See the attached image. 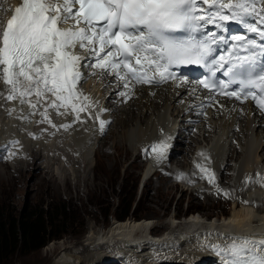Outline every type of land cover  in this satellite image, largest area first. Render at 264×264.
<instances>
[{
  "label": "snow or ice",
  "instance_id": "snow-or-ice-1",
  "mask_svg": "<svg viewBox=\"0 0 264 264\" xmlns=\"http://www.w3.org/2000/svg\"><path fill=\"white\" fill-rule=\"evenodd\" d=\"M256 2L22 0L19 6L10 9V18L0 22L2 79L5 85H11L6 99L19 98L21 105L27 104L33 110L44 101L51 100L41 113V122L52 124L48 108L63 115L59 109L69 106L79 120V113L89 107L85 103L88 97L76 91L77 83L85 79L83 67L111 70L121 81H125L124 87H128L129 80L143 84L173 80L211 89L215 87L214 83L207 78H190L183 69L199 66L213 72L214 66L223 68L229 61L223 56L219 60L214 58L212 45L216 42L215 35L210 39H197L193 33L199 30L202 21L217 27H223L222 22L229 20L244 23V15L255 10ZM260 2L264 3V0ZM202 5H207V8ZM225 9L228 14H225ZM69 21L71 24L64 27ZM248 28L252 32L258 31L252 25ZM175 33L187 35L177 36ZM259 35L264 38V31H260ZM220 39L223 40V37ZM232 39L245 42L241 36ZM79 50H84L85 55H80ZM89 57H95V62L83 64L82 61ZM244 63L251 64V61L245 59L239 66L230 65L225 72V75H232L229 83L238 84L239 91L224 92L221 89L220 94L237 100L251 98L259 108L264 109V71L255 78L251 70L246 77L244 72L234 71L236 67L242 68ZM252 89H258V93ZM27 97L35 98L36 103ZM73 101H79V104ZM105 124L100 120L101 131ZM169 147L166 140L151 146L157 162L164 158ZM201 172L206 174L209 183L214 182V174L208 169L201 168ZM224 195L229 194L225 192ZM240 203L246 205L249 202ZM233 239H240L243 243L225 246L229 250L227 252L220 245L204 247L228 257V264H264V239L258 242L250 238Z\"/></svg>",
  "mask_w": 264,
  "mask_h": 264
},
{
  "label": "rangeland",
  "instance_id": "rangeland-1",
  "mask_svg": "<svg viewBox=\"0 0 264 264\" xmlns=\"http://www.w3.org/2000/svg\"><path fill=\"white\" fill-rule=\"evenodd\" d=\"M167 101L169 104L173 105L170 99ZM156 102L159 104V107L157 108L155 106L154 113L152 111V102L144 97L137 100L136 103L134 102L135 104L132 103L114 110L111 118L113 121L109 128L104 129L105 131H101L100 128H98L100 137L92 131L90 137L96 135L98 138L92 137L91 139L89 137L90 140L88 142L89 147L87 151L82 152L76 150L74 154H69L68 152L67 154H69L68 157L70 161L64 157V154L62 155L63 157H61L62 161H51L46 151H43L41 145L38 144H30L29 146L31 152H28L31 159H29V156L27 158L21 156L22 146L17 144L15 132L17 134L20 132L24 133V130H21L20 124H18L17 121L11 120L10 118L6 119V121H9L8 124L0 123V152L2 154V158L0 157V207H2L3 211L7 210L10 214L15 215L24 212H38L41 209L50 210L48 208L53 203L59 212L61 211V207L65 206L67 215L70 221L72 220V223H66L65 227H67L68 231L63 234L61 239L52 240L45 247L31 253L26 254L18 251L9 259L7 264H54L55 260H58L59 254L63 256L59 250L60 244H64L67 247L71 244H76L82 246L79 248V250H81L80 252L86 251L83 247L84 245L88 246V243H90L87 238L91 236V234H98L99 232V235L108 237L109 235L107 234L110 228L118 223L116 222L118 219L112 215L107 219L104 212L108 210L111 204H117L120 198H127L128 200L131 198L132 200L135 199V204L138 202L137 213L140 219L151 217V230L154 232L156 231V233H165V230L173 229L174 226L172 225L176 223V218H178L179 221L184 217L188 218L189 215L186 212L190 209L199 213L200 216L209 214L212 217L216 214V219L212 217V220L220 219L218 222L231 213L234 200L230 201L224 197L219 199H214L213 197V199L205 200L198 191L194 190L190 193V190L185 189L189 186L190 182L187 180L189 176L187 175L186 177L184 174H192V172H197L198 170L189 165L193 158V150L199 143L200 145L198 148L203 149L207 146L208 143L207 140L204 139L205 137L210 138L211 142H214L213 146H216L219 142H217V138L221 136L222 133H219V135H213L210 132H206V135H204V132L200 135L190 133L191 135L189 136L187 135L189 133H187V142L184 143L183 140H180L178 143L179 140L174 141L177 135L173 138L174 132L177 131V128H175V131L170 136V140L173 141L172 146H174V148L177 144V147L182 144V148H185L186 144L191 146L187 151L176 148V153H174L171 163V166L177 167V161H179V159L185 161L184 165L178 166L181 168V172L184 173L183 176H180L181 173L176 176V171L169 172L161 168L166 163V158L157 162L156 154L151 155L150 150L147 151L145 148L143 151H140L146 143L139 146L137 142L136 146H134L137 139V132L135 131L137 128L143 127L144 129H148L151 124L162 119L161 117L163 115L165 117L168 116L166 115V108L168 105H163L164 102L162 99H157ZM133 113L137 115L133 122H129L125 126L122 125L121 123ZM171 115L173 116V114L169 116ZM175 115L177 114H174V118ZM169 116L165 118V120H162L163 123L170 120ZM1 119L3 118L1 117ZM178 126H180V124H178ZM10 127L14 129L13 131H9V136H7L5 135V131ZM223 136H225V139L222 137V142L228 144L229 139H226V133ZM193 139H195V141H190ZM201 139L206 144L202 145L203 142ZM215 139L216 141H214ZM236 140L237 138H235V141L233 139L232 142L235 145L234 147H237L234 151V159L230 160L234 170H231L230 173H225L222 180V182L229 183V185L232 183L231 179L233 175L235 176L238 173L237 168L239 170L241 165L243 166L245 159V152H243L242 157L236 160L237 150L240 149V146L244 150V146L240 143V140ZM3 141H7V144ZM233 144L229 143L226 146L229 147V145ZM226 146H224L223 158L221 160H214L213 158L216 168L219 167L218 170L215 169L217 174L221 167L226 165V155L233 149V147L226 148ZM127 147L132 149H127ZM62 151L67 152L65 148ZM104 151L110 153L109 156H111V158L109 160L102 154ZM211 152L209 155H211ZM35 153L41 155L37 158L38 160L36 159L33 161ZM50 156L53 157L52 155ZM184 156H186L187 161L184 159ZM16 157L22 161H19ZM54 157L58 158L57 156ZM213 157H215V154ZM189 158L190 161H188ZM154 164L155 167H152L153 171L158 168L160 169L156 174H152L150 177L146 178V175L150 172L149 168ZM160 170L163 174H159ZM208 171L210 172L209 169ZM211 172L215 173L213 170H211ZM162 175L167 177L165 179L166 183L161 181L162 178L160 179V177ZM170 175L173 176L172 179H170ZM148 181L152 182L149 191L147 190ZM176 182L178 185L171 186ZM199 184L203 185L207 190H211L209 185L205 186L207 184ZM193 185L197 187L196 184ZM193 185H191V187ZM191 187L190 189H192ZM146 192H148L149 195L146 194ZM238 196L240 199L242 198L241 194H238ZM168 206L169 211L165 213V209ZM206 217L202 218L206 219ZM211 217L207 218L211 219ZM130 219L135 220V218L132 219V217L126 220ZM59 227L60 229L63 228V226L58 225L56 229ZM168 233L172 235V231ZM178 234H180V231ZM53 244H55L54 249L50 251L49 247L51 249ZM89 252L91 255H97V258L101 257L99 254L104 253L100 252V249H91L88 253ZM123 253L124 251H122L121 254L123 255ZM138 254L142 257L140 252H138ZM85 255L83 254V256ZM113 256L118 257L114 254ZM185 260L186 259L179 260L178 262H185ZM156 261L161 260L155 258V262ZM169 261L166 259L164 262L170 263ZM78 262L82 264L81 259H79ZM146 262L149 264V259L146 260ZM102 264L108 263L104 261ZM111 264H117V262L114 261Z\"/></svg>",
  "mask_w": 264,
  "mask_h": 264
},
{
  "label": "bare ground",
  "instance_id": "bare-ground-1",
  "mask_svg": "<svg viewBox=\"0 0 264 264\" xmlns=\"http://www.w3.org/2000/svg\"><path fill=\"white\" fill-rule=\"evenodd\" d=\"M0 87L4 88L3 83L0 84ZM10 87L11 86H5V91H8ZM145 97L148 98V100H151L153 113L155 106L157 108L159 107V104L155 101V99H162L164 102L163 105H168L166 108V115H177H175V118L172 115L169 116L170 120L166 119L167 121L164 123L162 120H165V118L168 116L165 117L163 115L161 117L162 119H159L155 123L151 124L150 128L148 129H144L143 127L137 128L135 130L137 132V139L134 146H136L137 142L139 143V146L146 143L143 149H140V151H143L146 148L147 151L150 150L151 155H154L155 152L152 151L151 146L159 143L161 140H166L170 147L163 158H166V163L161 168L166 169L169 172L176 171V176H178L180 173H182L181 168L178 166L184 165L185 161H181V159H179V161H177L178 166H175L176 168L171 166L174 153H176V148L187 151V149L191 146L186 144V147L182 148V144L179 147H177V144V146L174 148V146H172L173 141H171L169 138L175 131V128H177V131L174 132V135H177V138L174 141L179 140V143L180 140H183L184 143H186L188 136L191 135V132L186 130H178V127L183 126V124L178 126L177 118H179L181 110L175 103L176 100L174 97L176 96L162 92L153 99L150 98V95L146 92ZM51 99H54V97ZM169 99L173 105L168 103L167 100ZM59 111L63 112L64 114L60 115L57 113V111L47 112L52 124L56 125V127H53L52 124H49L47 121L41 122V114L40 119L38 117L39 113L32 114L33 112L24 110L20 106L19 98L16 100H7L4 94L0 95V116L3 118L1 119L0 117V123L8 124L9 121H6V119L10 118L11 120H15L18 124H20L21 130H24L25 134L23 132H20L19 134L15 132V137L17 139L15 140L18 142V145L22 146V152L20 155L25 158L29 156V159H31L28 152H31V148H29L30 144H38L41 145L43 151H46L47 156L51 161H60L61 157H63V154L64 157L70 161L68 157L69 154H74L76 150H80L82 152L87 151L90 138L92 139V137L97 136L100 137L98 132L100 125L97 123L95 116L81 115L80 119L77 120L70 107L61 109ZM108 116L112 117L111 114ZM135 116L137 117V115L134 113L129 115L128 118L121 124L125 126L129 122H133ZM234 118L235 115L232 116V119ZM262 122V120H257L256 115L252 116L249 114L248 118L241 120V123H244L242 135L241 133L237 134L236 131L232 129L229 119L222 122L219 128H216L215 131L210 132L213 135H219V133H222L221 136L217 138V142L219 141L218 144L213 146L214 142H211L210 138L205 137L204 139L207 140L208 143L207 146L202 149L198 148L200 143L197 144L196 148L193 150L194 153H192V161H190V158L188 160L190 161L189 165L191 167L197 168L198 170L197 172H192V174L183 173L186 175V177L187 175L189 176L187 177L188 179H186L190 182L189 186L185 189L190 190V193H192L194 190L198 191V193L203 196V199L205 198V200L213 199V197L214 199L224 197L230 201L234 200L231 213L225 216L220 222H218L220 219L212 220V217L216 219V214L212 217L209 214L200 216L196 214V211H194L193 215L188 214L189 217H184L181 221L176 218V223H173L172 225L174 228H171V230H165V233L162 234L163 236L161 238H150L149 232L150 234L154 235L152 233L154 231L151 230L150 225L152 224V219H150L151 217L121 221L114 224L110 228L109 233L107 234L109 235L108 237L99 235V232L98 234H91V236L87 238L90 243H88V246L84 245L83 247V249L86 251L80 252L81 250H79V248L82 246L76 244H71L68 247L64 244H60L59 250L63 256L59 254V258L58 260H55L54 264H81L78 262L79 259H81L82 264H102L104 261L108 264H111L114 261H116L117 264H148L146 262L148 259L149 264H225L224 261L228 264V258L218 255L216 251L204 246L220 245L222 248H224V250H228L225 246L231 245L232 243H243L242 240H234L233 238H250L256 242L264 239V126H262ZM216 124H218L217 121ZM253 124L255 125L253 126ZM62 125H67V127H62ZM13 129V127L7 128L5 135L9 136V131H13ZM232 130L235 132L234 136H236L237 140H240V143L244 146V150L241 148V146L240 149L237 150L236 160L239 157H242L243 152H245V159L243 166L241 165L239 170L237 168L238 173L235 176L233 175L231 179L232 183L229 185V183H224L222 180L225 173H230L231 170H234L231 166L230 160L234 159V151L237 147H234L235 145L232 143V139L228 141V144H233L229 145V147H233V149L229 151L228 155L225 154L227 156V163L224 167H221L218 174L215 169L218 170L219 167L216 168L213 158L214 160H221L223 158L224 146L228 144H226V142H222L221 138H224L225 136L223 135L226 133V139L228 140L230 137L229 133ZM92 131L95 132L97 136L92 135L90 137ZM203 132L204 135H206L205 133L207 130H201L200 134H203ZM190 141H195V139ZM214 141H216V139ZM3 142L7 144V141ZM203 144L206 143L203 142L202 145ZM229 147L226 146V148ZM64 148L67 150V152L62 151ZM127 149L132 148L127 147ZM68 152L69 154H67ZM210 152L211 155H209ZM102 154L108 160L111 158V156H109L110 153L106 151L102 152ZM214 154L215 157H213ZM40 155L41 154L39 153H35L33 161L40 157ZM54 156H57L58 158ZM0 157L2 158L1 152ZM184 159L187 161L186 156H184ZM197 165L200 167H197ZM152 167L154 168L155 164L150 167L151 169L148 167L150 171H152ZM204 167H206V169L208 168L210 173L214 174L213 183H209L205 173H200L201 168ZM159 169L160 168L155 170L153 174H156ZM211 170L215 171V173L211 172ZM159 174H163L161 170L159 171ZM170 176V179H172L173 176ZM161 178V181L166 183L165 179L167 177L162 175L160 179ZM199 183L207 184L205 186L209 185L211 190H207ZM147 184V190L149 191L152 182L148 181ZM193 184H196L197 187H195ZM175 185H178V183H173L171 186ZM191 185L193 186L191 187ZM190 187L192 189H190ZM218 189L220 191H218ZM225 192H227L229 195L225 196ZM237 193L241 194V199ZM146 194L149 195L148 192H146ZM240 201H248L249 203L245 205L241 204ZM168 211L169 206L166 207L165 213ZM206 216L211 217V219L207 218ZM202 217H206V219H203ZM169 231H172V235L168 233ZM179 231L180 234H178ZM261 231L263 232L258 233ZM54 245L55 244L52 245L53 247H51V249L49 247L50 251L54 249ZM91 249H100V252L104 253L99 254V256H101L99 259L96 257L97 255H91L90 252L88 253V251ZM122 251H124L123 255L121 254ZM138 252L142 254V257H140ZM83 254H86L87 256H83ZM113 254L118 257L113 256ZM155 258H158L161 261L155 262ZM166 259L168 261L170 260V263H165L164 261H166ZM183 259H186L185 262H178L179 260Z\"/></svg>",
  "mask_w": 264,
  "mask_h": 264
},
{
  "label": "trees",
  "instance_id": "trees-1",
  "mask_svg": "<svg viewBox=\"0 0 264 264\" xmlns=\"http://www.w3.org/2000/svg\"><path fill=\"white\" fill-rule=\"evenodd\" d=\"M137 204L135 199L120 198L117 204H111L104 213L107 219L110 215L121 221L130 217L140 219ZM48 209L14 215L0 207V264H7L18 251L27 254L40 250L67 233L66 223H72V220L67 215L66 207H61L59 212L52 203ZM58 225L63 228L56 229Z\"/></svg>",
  "mask_w": 264,
  "mask_h": 264
}]
</instances>
